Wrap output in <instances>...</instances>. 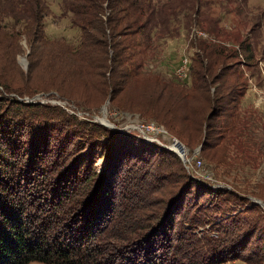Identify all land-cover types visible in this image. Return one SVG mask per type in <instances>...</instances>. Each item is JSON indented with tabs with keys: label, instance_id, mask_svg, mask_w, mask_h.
Listing matches in <instances>:
<instances>
[{
	"label": "trees",
	"instance_id": "obj_1",
	"mask_svg": "<svg viewBox=\"0 0 264 264\" xmlns=\"http://www.w3.org/2000/svg\"><path fill=\"white\" fill-rule=\"evenodd\" d=\"M143 1L59 0L61 17L80 31L73 50L94 52L96 45L105 49L100 69L109 71V87L132 75L133 59L142 53L137 50L141 45L114 43L116 28H135V34L144 36L155 27L148 22L160 10ZM144 9L150 14L140 23ZM49 14L44 0H0V44L24 35L33 48L29 55L34 64L49 43ZM158 20L165 23L163 16ZM151 37L149 31L144 39ZM203 46L194 55L198 67L190 79L195 91L212 102L222 84L213 93L211 87L225 75L213 76L216 60L211 57L225 56L223 49L209 53L210 47ZM244 57L237 67L254 58L251 51ZM2 83L0 77V264H264V217L251 195L212 189L190 178L183 166L175 170L179 160L167 149L80 119L59 106L17 100L9 94L22 98L26 93ZM231 93L217 98L227 106L203 119L202 154L243 135L248 119L239 116L238 99ZM220 118L224 122H214ZM49 148L56 158L48 156ZM35 211L43 212L44 220Z\"/></svg>",
	"mask_w": 264,
	"mask_h": 264
},
{
	"label": "rangeland",
	"instance_id": "obj_2",
	"mask_svg": "<svg viewBox=\"0 0 264 264\" xmlns=\"http://www.w3.org/2000/svg\"><path fill=\"white\" fill-rule=\"evenodd\" d=\"M44 1L50 10L45 22L49 43L36 54L34 64L29 55L33 48L24 35L13 42L6 39L0 44L2 85L14 92L26 93L21 98L11 92V97L30 102L39 96L33 101L59 106L80 119L99 125L96 118L105 119L114 127L109 128L111 131L133 133L163 149L172 147L174 152L168 151L179 160L175 170L183 166L190 178L220 190L251 195L252 202H264V79L259 70V62L264 64V0H144V6L160 10L148 22L155 26L153 30L149 29L152 41L144 39L149 31L141 36L135 34V28H116L114 34L118 32V35L114 43L141 45L137 50L142 53L133 59L136 64L132 75L120 80L115 87L108 86L109 71L100 69L104 64L105 49L96 45L94 52L88 48L74 51L80 31L69 27L68 17H61L59 0ZM188 1H191L190 9ZM144 10V15L139 16L140 23L147 22L150 14ZM160 16L165 18V23H158ZM147 43H150L149 48ZM203 45L210 47L209 53L223 49L225 56L219 57L216 53L211 57L216 60L211 66L213 76L225 75L211 87L213 93L222 84L212 102H207L195 91L190 79L191 72L198 67L194 55L203 50ZM69 48L74 53H85H70L69 56ZM249 51L253 60L247 61L246 67H237L239 62L247 60L244 55L247 56ZM236 52L240 54L233 58ZM84 57L88 61H84ZM113 90L116 92L112 100ZM229 92L238 99L239 116L248 119L246 127L242 128L243 135L228 146L221 144L202 154L198 148L204 135L203 119L213 109L227 106L225 99L217 98ZM154 113L159 117L155 119ZM11 118L9 116L8 121ZM224 120L220 118L214 122L221 124ZM163 122L170 124L177 135ZM142 126H153L154 133H143ZM174 142L178 144L172 146ZM49 149L48 156L56 158V151ZM58 150L61 154L62 150ZM214 151L217 154L212 158ZM101 162L99 159L97 165ZM151 169L156 170V167ZM199 176L200 180L197 179ZM194 191L193 188L191 194ZM258 207L264 217V210ZM39 213L42 215L43 212ZM39 213L35 211L34 215L40 221L44 220ZM227 264L247 263L234 261Z\"/></svg>",
	"mask_w": 264,
	"mask_h": 264
},
{
	"label": "built area",
	"instance_id": "obj_3",
	"mask_svg": "<svg viewBox=\"0 0 264 264\" xmlns=\"http://www.w3.org/2000/svg\"><path fill=\"white\" fill-rule=\"evenodd\" d=\"M187 58H185V60H184V64L185 65H187V60H186ZM259 70H260V72H261V74H262V77H263V79H264V64L262 63V62H259ZM141 129L143 130L142 132L144 133V132H147V133H154V130H155V128L153 127V126H147V127H144V126H142L141 127ZM175 144H178L177 142H174L173 144H172V146L173 145H175ZM180 145V144H179ZM181 146V145H180ZM167 150H170V149H172V147H170V148H168V147H165ZM183 148V147H182ZM198 165H200V162H198ZM201 176H199L197 179H199ZM200 180V179H199ZM208 186H211L212 187V185L210 184V185H208ZM214 188H217V187H214ZM253 203L254 204H256V205H258V206H260V207H262V209L264 210V202H259V201H253Z\"/></svg>",
	"mask_w": 264,
	"mask_h": 264
},
{
	"label": "water",
	"instance_id": "obj_4",
	"mask_svg": "<svg viewBox=\"0 0 264 264\" xmlns=\"http://www.w3.org/2000/svg\"><path fill=\"white\" fill-rule=\"evenodd\" d=\"M38 97H39V96L35 97V98L32 99L30 102L35 103L33 100H35V99H39ZM26 100H27V99H26ZM27 101H28V100H27ZM103 112H105V108H103ZM96 119H97V121L100 122L101 125H103V126H105V127H107V128H111V129L114 128L112 125H109V123H108L105 119H99V118H96ZM147 140H148V138H147ZM148 142H150V141L148 140ZM200 149H201V146L198 148V151H200ZM170 151L174 152L172 149H170ZM209 187L212 188V189H219L218 187H217V188H214V187H211V186H209Z\"/></svg>",
	"mask_w": 264,
	"mask_h": 264
},
{
	"label": "bare ground",
	"instance_id": "obj_5",
	"mask_svg": "<svg viewBox=\"0 0 264 264\" xmlns=\"http://www.w3.org/2000/svg\"><path fill=\"white\" fill-rule=\"evenodd\" d=\"M179 147H181V146L179 145Z\"/></svg>",
	"mask_w": 264,
	"mask_h": 264
}]
</instances>
